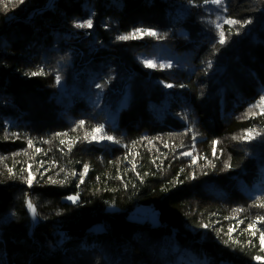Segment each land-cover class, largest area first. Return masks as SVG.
<instances>
[{"label":"trees","instance_id":"obj_1","mask_svg":"<svg viewBox=\"0 0 264 264\" xmlns=\"http://www.w3.org/2000/svg\"><path fill=\"white\" fill-rule=\"evenodd\" d=\"M50 1L0 0V264H264V0Z\"/></svg>","mask_w":264,"mask_h":264},{"label":"rangeland","instance_id":"obj_2","mask_svg":"<svg viewBox=\"0 0 264 264\" xmlns=\"http://www.w3.org/2000/svg\"><path fill=\"white\" fill-rule=\"evenodd\" d=\"M177 58H178L177 53H174V52L162 53L159 50L154 53H150V54H142L138 57L139 61L143 64V66H145V63H144L145 61L151 60L154 65L153 67H155L157 63L163 64V65H169L170 63L172 64L175 62ZM153 67H146V68L152 69ZM97 85H100L99 82L93 84L87 93L88 97L90 98L89 101L92 103L93 107L97 106L100 103V100L103 97L104 91H105V89L102 86L97 87ZM108 119L111 121H115L114 120L115 116L111 112H108ZM28 200L31 201L30 197L27 198V210H28L30 221H31L32 212H31V208H29L28 206L29 205ZM129 218L132 221L148 222L153 227H157L159 225L157 212L154 211L149 206L136 207L133 210V213L129 216ZM193 264H203V263H198L196 260H194Z\"/></svg>","mask_w":264,"mask_h":264},{"label":"snow or ice","instance_id":"obj_3","mask_svg":"<svg viewBox=\"0 0 264 264\" xmlns=\"http://www.w3.org/2000/svg\"><path fill=\"white\" fill-rule=\"evenodd\" d=\"M20 2H23V0H20ZM211 2L219 6V5H221L223 3V0H211ZM224 22L227 23V24H230V25H234V24L240 23V22H238L236 20H231V19L225 20ZM75 26L76 27H80V28H91L92 27V20L89 19V20L85 21L84 23H77ZM241 26H243V25H241ZM217 27H219V25H217ZM141 33H144V34L150 35V36H157V33L154 32V31L144 30V29H137L135 32H133V33H131L129 35H121V36L117 37V39H119V40L134 39L137 36H139ZM219 36H220L219 43L220 44H224L226 42L225 41L224 32L221 31L219 33ZM144 63H145V66L146 67H153L154 66L153 65V62L151 60L145 61ZM42 74H44L42 70L39 71V72H32V73H30V75H32V76L42 75ZM59 79H60V77L57 76V83H59ZM172 86L173 85H171V84L166 85V87H172ZM97 87H101V85H97ZM260 105H264V97H261L260 102L255 107H259ZM83 125H84V121H81L80 122V126L82 127ZM101 132H103V126H98V127L94 128L92 130V132L89 133L88 135L95 136L96 133H101ZM102 138L103 139H107V140H114L113 137L106 136V135L103 136ZM115 142L118 143V141H115ZM186 155H187V153H186ZM84 172L85 173L87 172V166H85ZM9 173L12 174L11 173V170H9ZM81 182H83V174L81 175ZM28 183L31 184V174H29ZM68 199L69 200H72L73 202L76 201V197H74V196H70V197H68ZM28 206H29V208H32V205L30 203H29ZM259 207L264 208V204H260ZM236 211L239 212L241 210L240 209H236ZM34 212H35V210L33 209V213ZM258 219L260 220V222L264 223V216H261ZM248 227H249V229L255 228V223L250 224ZM228 231H229V234H230L233 231V229L232 228H229ZM252 234L254 235L255 233L253 232ZM260 244H261V251H264V231H261L260 232ZM255 259L261 260L262 257L256 256Z\"/></svg>","mask_w":264,"mask_h":264},{"label":"bare ground","instance_id":"obj_4","mask_svg":"<svg viewBox=\"0 0 264 264\" xmlns=\"http://www.w3.org/2000/svg\"><path fill=\"white\" fill-rule=\"evenodd\" d=\"M28 203H30L32 205V208H31V212H32L31 219L33 220L34 224H36V223H38V216H37L35 207H34V205L32 204V202L30 200H28ZM33 209L35 210L34 213H33Z\"/></svg>","mask_w":264,"mask_h":264},{"label":"water","instance_id":"obj_5","mask_svg":"<svg viewBox=\"0 0 264 264\" xmlns=\"http://www.w3.org/2000/svg\"><path fill=\"white\" fill-rule=\"evenodd\" d=\"M52 2H53V0H51V1L49 2V4L47 5V7H50L51 4H52ZM35 210H36V209H35ZM36 213H37V212H36ZM36 224H37V223H36ZM36 224H34L33 220L31 219V223H30V232H29V233H30V236H32Z\"/></svg>","mask_w":264,"mask_h":264}]
</instances>
